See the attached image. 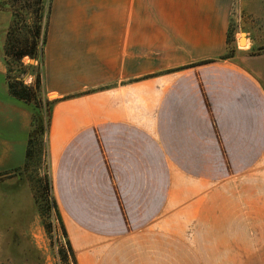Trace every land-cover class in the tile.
I'll list each match as a JSON object with an SVG mask.
<instances>
[{"label": "crops", "instance_id": "obj_1", "mask_svg": "<svg viewBox=\"0 0 264 264\" xmlns=\"http://www.w3.org/2000/svg\"><path fill=\"white\" fill-rule=\"evenodd\" d=\"M232 4L51 0L47 144L79 264H166L181 253L160 227L171 207L190 199L198 221L233 177L262 179L247 172L264 158V87L225 57ZM2 83L0 177L25 164L31 131L30 111L7 101L5 74Z\"/></svg>", "mask_w": 264, "mask_h": 264}, {"label": "rangeland", "instance_id": "obj_2", "mask_svg": "<svg viewBox=\"0 0 264 264\" xmlns=\"http://www.w3.org/2000/svg\"><path fill=\"white\" fill-rule=\"evenodd\" d=\"M50 1L0 0V92L4 74L5 79L10 74L27 86L39 77L42 80L38 99L26 106L31 131L36 129L41 136L40 153L31 157L26 168L24 164L0 177V264H79L68 246L52 189L47 133L57 95H48L45 88L41 53L33 62L30 56L17 59L13 53L18 48L30 50L38 26L43 34ZM229 33L227 58L258 72L264 87V0H233ZM242 34L245 44L240 43ZM10 98L7 93V101ZM253 171L262 179L233 177L231 186L214 192L211 200L200 206L198 221L196 207L186 198L181 206L165 213L167 218L160 227L181 240V253L173 252L172 261L264 264V158L247 173ZM233 218L235 221L228 222Z\"/></svg>", "mask_w": 264, "mask_h": 264}, {"label": "trees", "instance_id": "obj_3", "mask_svg": "<svg viewBox=\"0 0 264 264\" xmlns=\"http://www.w3.org/2000/svg\"><path fill=\"white\" fill-rule=\"evenodd\" d=\"M42 2L43 0H39ZM51 12V1L48 7L47 12V27H45V30L43 31V34L41 32V27L38 26L36 30V35L32 38L31 41V48L30 50H25L24 48H18L19 50L16 52H13L15 55V58L22 59L25 56H30V58H33L34 60L40 59V53L42 54V58L44 60V47L47 40V32H48V24H49V17ZM10 35V31L8 32ZM41 42L42 46L40 47L39 43ZM231 44L230 42V33L228 34V47ZM40 47V48H39ZM227 54V53H226ZM225 57H227L225 55ZM6 83H7V89L11 97L16 99L17 101L21 102L25 107L28 106L32 102H35L38 99V92H40L42 88V80L41 78H37L36 82L32 86H27L23 83V81L17 80L16 77L11 78L10 74L6 75ZM55 100L52 102V108H51V115H52V109L55 104ZM51 121V116H50ZM50 125V122H49ZM48 134V133H47ZM41 149V136L40 133L37 132L36 129L30 131L28 143H27V149H26V159H25V165L23 168H26L28 165V162L30 161L31 157L36 154L37 152L40 153ZM19 168H15L12 171L18 170ZM7 173V172H6ZM11 173V172H10ZM8 174V173H7ZM57 206V204H56ZM57 209L59 211V208L57 206ZM60 214V212H59ZM61 217V215H60ZM62 222V219H61ZM63 223V222H62ZM64 229V226H63ZM65 231V229H64ZM65 235L67 236V233L65 231ZM68 246L72 251V248L70 246V243L68 241Z\"/></svg>", "mask_w": 264, "mask_h": 264}, {"label": "bare ground", "instance_id": "obj_4", "mask_svg": "<svg viewBox=\"0 0 264 264\" xmlns=\"http://www.w3.org/2000/svg\"><path fill=\"white\" fill-rule=\"evenodd\" d=\"M245 40H246L245 35L242 34V38L240 39V43L245 44Z\"/></svg>", "mask_w": 264, "mask_h": 264}, {"label": "water", "instance_id": "obj_5", "mask_svg": "<svg viewBox=\"0 0 264 264\" xmlns=\"http://www.w3.org/2000/svg\"><path fill=\"white\" fill-rule=\"evenodd\" d=\"M31 62L35 61L33 58L30 59Z\"/></svg>", "mask_w": 264, "mask_h": 264}]
</instances>
